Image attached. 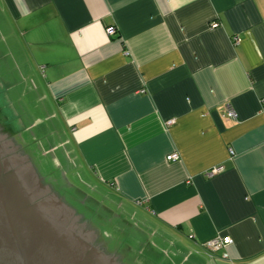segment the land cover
Here are the masks:
<instances>
[{"label": "crops", "instance_id": "obj_1", "mask_svg": "<svg viewBox=\"0 0 264 264\" xmlns=\"http://www.w3.org/2000/svg\"><path fill=\"white\" fill-rule=\"evenodd\" d=\"M0 70V124L37 172L77 168L173 264H264V0H0Z\"/></svg>", "mask_w": 264, "mask_h": 264}, {"label": "water", "instance_id": "obj_2", "mask_svg": "<svg viewBox=\"0 0 264 264\" xmlns=\"http://www.w3.org/2000/svg\"><path fill=\"white\" fill-rule=\"evenodd\" d=\"M0 124V264H120Z\"/></svg>", "mask_w": 264, "mask_h": 264}, {"label": "rangeland", "instance_id": "obj_3", "mask_svg": "<svg viewBox=\"0 0 264 264\" xmlns=\"http://www.w3.org/2000/svg\"><path fill=\"white\" fill-rule=\"evenodd\" d=\"M9 69L10 71H12L11 74L17 81V79H19V71L17 70L16 74L13 73V64L12 66H9ZM10 81H12L11 78ZM14 100L16 102V108L18 110H22L23 105L19 103L21 101L13 98V102ZM26 101L28 102V99H26ZM25 135L26 137H29L28 133H25ZM9 138L17 143L16 138L12 136H9ZM30 148L34 149V145ZM23 151L28 155V151L26 149H23ZM55 165L56 164L52 162V159H46L42 167L38 168V174L43 179V183L48 186L50 191L54 193L57 198H60L67 206L72 208L74 212L86 219L89 226L96 235V246H98L106 254L112 255L114 254V250H112L114 249V246H110L109 249L106 246L105 240L110 243L112 242V240H114L115 243L117 242L119 246H123L125 244L128 245L132 251L131 253L134 255H136L138 251H141V253L143 252L142 256L144 258V261L150 260L152 264H173L172 246L170 245V247H161L158 234L155 235L154 233L152 234V232L149 233L147 232V229L142 228L138 216H134L135 211H129L132 215L129 218L132 219L131 221H133V224L135 225V227H125L127 233L129 234L124 231L125 229L122 225L118 226L117 229L115 227L116 222L111 221L110 219V217L112 218L110 212H107L106 210L104 211V208L102 207L106 206L107 208L108 206H110V204L108 203L110 200H107L108 202H105L102 199L103 192L100 191L98 186L96 187L93 181H91L90 178H87L77 168H71L68 171L67 169L63 170L59 167L56 168ZM67 183L69 185H73L74 189L68 187ZM78 191L85 193L92 200H88L84 204V197H80ZM96 206H99L100 208L98 207V209ZM111 210L113 214H116L113 208H111ZM102 220L109 221H107V223H102ZM121 256L123 258V255Z\"/></svg>", "mask_w": 264, "mask_h": 264}, {"label": "built area", "instance_id": "obj_4", "mask_svg": "<svg viewBox=\"0 0 264 264\" xmlns=\"http://www.w3.org/2000/svg\"><path fill=\"white\" fill-rule=\"evenodd\" d=\"M219 24L217 22L213 23L211 25L212 29L218 28ZM106 34L108 36H115L116 35V30L114 27H109L106 29ZM234 44H238L240 42V39L238 37H234L232 39ZM227 118L229 119H233L235 120L237 118L236 113L232 110L229 109L228 113H227ZM168 125L172 124V121L167 123ZM229 154L233 155V151L231 149H229ZM180 159V156L178 153H172L169 154L168 156H166V161L167 162H177ZM220 172H222V168L221 167H217V168H212L211 170L207 171L205 173V176L208 178H211L217 174H219ZM232 244V240L229 237H215L212 240H209L208 242H206L204 244V248L210 253V254H214L217 252H222L221 257L224 260H228L229 256L226 252L227 247H229Z\"/></svg>", "mask_w": 264, "mask_h": 264}]
</instances>
